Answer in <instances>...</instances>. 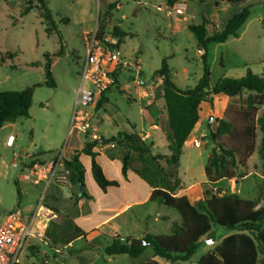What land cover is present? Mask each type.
I'll return each mask as SVG.
<instances>
[{
    "label": "rangeland",
    "instance_id": "374dc122",
    "mask_svg": "<svg viewBox=\"0 0 264 264\" xmlns=\"http://www.w3.org/2000/svg\"><path fill=\"white\" fill-rule=\"evenodd\" d=\"M29 1L37 0H0V53L17 54L15 60L0 65V92L21 91L44 83V55L58 54L62 48L63 55L53 58L52 73L56 88L43 86L35 89L30 119L0 129V220L11 211L20 210L27 215L37 209L43 186L32 185V174L23 167L30 164L31 157L44 154L40 158L49 159L67 144L69 149H80L90 141L81 133L71 134L70 127L78 98L81 66L100 23L105 27L109 43L117 42L113 36L115 29L130 35L123 40L118 51L122 62L118 65L117 85L107 93L109 102L98 109V100L89 109L97 133L111 143L118 137V132L124 134L129 131L150 145L151 140L146 139V134L150 132L152 135L149 124L153 123L162 124L161 130L169 134L163 110L162 80L154 76L164 59H168L175 82L182 89L194 88L203 78L206 66L210 73V90L224 78L245 77L249 69L264 78V0H245L241 5H231L222 0H182L173 9L167 6V0H48V11L56 26L51 36L46 32L47 25L39 12L29 10ZM114 2H119V6L109 13L107 6ZM248 6L251 7V15L238 36L229 38L225 43L211 44L205 64L203 53L188 26L206 21L210 33L220 31L234 14ZM174 8H182L183 14H177ZM249 95L246 92L231 99L228 104L239 107ZM217 103L220 104V100L217 99ZM225 110L210 113L215 118L213 124L217 117L224 116ZM263 112L264 106L259 108L258 115ZM209 123L210 117L206 116L200 131L195 132L194 141H199L201 146L187 145L179 174H175L173 166L166 160H151L149 164L154 171L149 177L165 181L178 179L185 186L206 182L205 166L214 144L210 137H202L201 134H210ZM10 136L16 139L12 148L6 145ZM161 139L153 137L154 141H160L159 147L152 150L156 155L163 156L168 152L165 147L167 139L163 136ZM100 145L104 147L106 142ZM115 147L122 149L120 145ZM133 155L137 157V154ZM82 161L86 167L90 166L89 157H83ZM135 162L138 163L137 158ZM260 164L256 151L243 171L245 177L224 179L209 186L221 194L225 192L222 195H237L243 200L253 201L256 206L263 205L264 177L260 174ZM65 191L69 193L68 189ZM90 191L93 193L92 189ZM46 202L44 206L50 208L51 203ZM158 207L172 217H178L175 210L154 206L155 209ZM140 212L142 208H136L129 214ZM120 222L121 234L130 230L124 221ZM72 228L71 223L67 229L71 231ZM51 233H58L60 237L64 234L55 229ZM234 233L213 225L205 245L213 250L217 242ZM35 241L40 246H30L27 250L25 247L22 264L44 262L41 249L46 251L50 264H144L154 259L151 247H147L137 259L126 255L108 257L105 252L108 245L103 238L91 248L86 247L84 240L77 242L73 255L62 259L55 257L42 241ZM206 252L201 246L191 261L176 264H197Z\"/></svg>",
    "mask_w": 264,
    "mask_h": 264
},
{
    "label": "trees",
    "instance_id": "16d2710c",
    "mask_svg": "<svg viewBox=\"0 0 264 264\" xmlns=\"http://www.w3.org/2000/svg\"><path fill=\"white\" fill-rule=\"evenodd\" d=\"M180 1L182 0H167V6L173 8ZM222 1L231 5H241L245 2V0ZM28 5L29 10L35 9L39 12L47 25L46 32L51 36L56 26L48 11V0L29 1ZM118 6L119 2L111 3L107 6V11L110 13ZM250 15L251 7H244L226 22L223 29L213 33L209 32L206 21L200 25L188 26V30L197 40L200 51L203 52L202 57L205 64L209 46L214 43H225L229 38L237 37ZM104 29V25L100 23L95 35L96 41L116 51H119L123 40L130 36L122 30L115 29L113 36L117 42L112 44L106 41ZM60 53L44 55L46 60L44 64L46 81L44 83L21 91L0 92V129L6 125L30 119V109L36 88L43 86L56 88L52 65L53 58L63 55V48ZM16 58L17 54L13 52L0 53V65H6ZM11 67L16 69L12 64ZM117 74L118 68L112 74L113 84L101 94L97 102L98 109L109 102L107 93L111 87L117 85ZM154 76L162 80L167 125L170 130L168 140L171 156H153V144L149 145L142 141L136 133L119 134L114 139L125 151L122 160L123 176H127L134 160L133 153L137 154L138 162L143 165V169L139 171L140 175L155 188L151 195V202L175 210L181 219V223L174 226L170 235L146 237L145 240L149 244L147 247L153 249L155 257L166 262L173 264L189 262L201 248V239L210 235L213 225H217L235 233L225 237L215 249L202 256L197 264H264V206L257 208L253 201L243 200L237 195H222L220 191H215L209 186L224 179L235 180L237 177H245L243 171L247 161L256 151L261 160V175L264 177V112L258 115L259 108L264 106V78L249 69L245 77L224 78L214 89L210 90V73L206 66L203 78L194 88L182 89L175 82L168 59L163 60L161 68L154 73ZM246 92L250 93L246 101L239 107L233 103L228 104L223 118H216L217 131H211L209 134L214 149L205 166L207 183L204 186L202 200L192 204L185 196L176 197L175 192L179 188L178 180L165 181L162 178L151 179L149 177L150 172L154 171L149 164L151 160H166L177 174L183 148L200 120L203 102H209L213 106L215 96L224 95L234 99ZM102 142L111 143L104 138ZM94 143L88 140L81 151H77L72 158L66 161L70 183L78 185L82 191H85L86 170L80 160V155L86 154L91 157L93 177L99 187L103 191L111 187H119L118 181H110L105 176L97 161L98 153L94 152ZM43 155L33 156L31 159L38 160ZM154 180L157 186H154ZM18 195L20 198L19 191ZM131 241L132 239H128L127 243L112 241L106 247V255L109 257L126 255L134 259L139 258L147 247L130 249ZM144 264L159 263L149 260Z\"/></svg>",
    "mask_w": 264,
    "mask_h": 264
},
{
    "label": "crops",
    "instance_id": "0c3cea01",
    "mask_svg": "<svg viewBox=\"0 0 264 264\" xmlns=\"http://www.w3.org/2000/svg\"><path fill=\"white\" fill-rule=\"evenodd\" d=\"M217 99L220 100V104L217 103ZM162 100L165 106L164 99ZM230 100L231 99L229 97L220 95L214 97L213 106L209 102H203L201 104L200 120L183 148V154L177 174H179L178 171L181 166L185 149L187 148V145L193 144L194 139H196L195 132L200 131L206 116L207 118L211 117L210 113H212L213 110L216 112L224 111ZM163 110L166 112L164 115H166L167 118L166 107ZM217 118L221 119L223 118V115ZM149 125L152 130V135L148 132L146 134V139L151 140L150 144H153V148L155 149L159 147L158 142L163 140L161 139V136L166 138L167 143L165 144V147L168 148V152L163 154V156H171L172 153L169 149L170 142L168 140V133L161 130L162 124L154 123ZM209 129L210 132H216L218 124L215 122ZM125 133L130 134L129 131ZM119 134H123V132H118L117 135ZM206 135L209 138L208 134H201L202 137ZM154 136L158 137L160 140L154 141ZM103 138L105 137L103 136ZM85 144H83L80 149L70 147L68 151L69 158H72L77 151H81ZM94 144V152L98 153L97 161L102 167L105 176L110 181H118L120 186L111 187L106 191H103L93 177L91 157L86 154L80 155L82 163L83 157H89L91 160L89 167H86L83 163L86 170L85 191H82L78 185L73 184L66 187H51L46 197V201H48L46 203H51V205L48 204L50 208L46 207L37 217L39 227L45 231V238L42 242L44 246L52 250L55 257L59 256L60 258L65 259L72 256L75 244L81 240H84L86 247L91 248L92 246L100 243V238H103L107 245H110L111 242L114 241L112 238L114 233L126 238L127 241L128 239H145L148 236H166L172 233L176 224L181 223L179 215L178 217H172L167 214L164 209L162 210L159 207V209L154 208L156 205H164L151 202V195L155 188H153L151 184H149V182L140 175L139 171L143 169V165L140 162H135V158L137 157L132 155L134 160L128 170L127 176L124 177L122 173V160L125 155V151L123 148L118 149V147H111V144H115V146L118 145V141L106 144L104 147L97 142ZM152 155L156 156L155 153H152ZM178 182L179 188L175 192L176 197L185 196L192 204L203 199L204 186L207 181L189 184L188 186L182 184L180 180H178ZM157 185L156 180H154V186ZM75 187L77 189H75ZM65 189H68L69 193H66ZM90 189L93 190V193ZM224 193L225 192H222V194ZM263 206L264 204L258 205L257 208H261ZM136 208H142V212L130 215L129 213ZM120 221H124L125 225L130 227V230L121 234L119 232V230L122 229ZM152 221L153 224H151ZM71 223L73 224V228L70 231L67 228ZM54 229L57 230V232L60 231L64 233L63 236L60 237L58 233L56 235L52 234L51 232H54ZM35 240L36 239H31V241L27 244L26 250L30 246H40ZM201 242V246L204 247L207 252L212 250L210 247L205 245V237L201 239ZM217 243L220 244L221 242ZM33 249L36 251L38 250L37 248ZM40 254L42 258H44V262L39 261V263L50 264L46 251H42L41 249ZM151 260H155L159 264L166 262L155 256L154 259ZM165 264L173 263L166 262Z\"/></svg>",
    "mask_w": 264,
    "mask_h": 264
},
{
    "label": "built area",
    "instance_id": "2783aa9c",
    "mask_svg": "<svg viewBox=\"0 0 264 264\" xmlns=\"http://www.w3.org/2000/svg\"><path fill=\"white\" fill-rule=\"evenodd\" d=\"M174 11L177 14H183L182 8H174ZM87 49L88 53L80 70V86L70 133H81L90 141L101 144L103 138L92 125L89 109L113 84L112 74L116 72L122 61L118 51L105 47L101 42L96 41L95 37ZM15 140L14 136H10L6 143L7 147L12 148ZM193 144L197 147L201 146V143L196 140ZM111 147H115V144H111ZM68 151L67 144L56 151L51 158L38 160L30 158V164L23 166L32 174V185L43 186V194L39 198L35 212L25 215L22 211L15 210L0 220V264H22L21 257L25 252L27 242L30 239L44 240L45 231L39 227L37 217L46 208L44 203L51 187L71 185L66 168V161L70 159ZM14 166L19 167L18 164ZM112 238L121 243H127L126 238L116 233L112 235Z\"/></svg>",
    "mask_w": 264,
    "mask_h": 264
},
{
    "label": "water",
    "instance_id": "95a60500",
    "mask_svg": "<svg viewBox=\"0 0 264 264\" xmlns=\"http://www.w3.org/2000/svg\"><path fill=\"white\" fill-rule=\"evenodd\" d=\"M215 118L213 116L210 117V123L209 127H212V124L214 122ZM124 146H126L124 144ZM208 237H205V240H207ZM149 244L145 239H133L130 243V249H133L135 247H147Z\"/></svg>",
    "mask_w": 264,
    "mask_h": 264
}]
</instances>
